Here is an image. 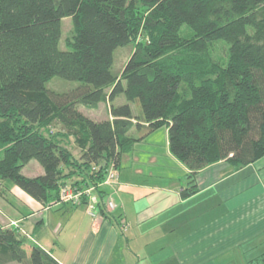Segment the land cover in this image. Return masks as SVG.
Masks as SVG:
<instances>
[{"label":"trees","instance_id":"trees-1","mask_svg":"<svg viewBox=\"0 0 264 264\" xmlns=\"http://www.w3.org/2000/svg\"><path fill=\"white\" fill-rule=\"evenodd\" d=\"M65 18L74 28L70 54L58 44ZM131 44L127 70L117 75L115 51ZM63 76L79 83L47 88ZM121 95L126 103L116 104ZM102 103H111L112 118L82 111ZM161 128L191 171L184 198L198 192L203 168L264 157V0H0V194L15 186L45 206L68 183L92 185L100 216L111 217L109 193L98 185ZM68 137L82 147L80 159ZM32 160L42 175L23 173ZM26 240L0 226V264H60L40 245L29 253ZM249 264H264V253Z\"/></svg>","mask_w":264,"mask_h":264},{"label":"crops","instance_id":"crops-1","mask_svg":"<svg viewBox=\"0 0 264 264\" xmlns=\"http://www.w3.org/2000/svg\"><path fill=\"white\" fill-rule=\"evenodd\" d=\"M117 171V191L104 190L118 207L108 218L90 216L74 258L66 244L60 253L66 263L41 245L60 264H230L226 256L239 247L249 262L264 253V157L239 168L227 161L203 168L196 175L198 192L184 198L191 171L171 153L168 129L161 128L123 154ZM13 194L33 212L26 223L37 219L43 204L14 187L0 200L15 211ZM45 231L43 220L27 230L32 236Z\"/></svg>","mask_w":264,"mask_h":264},{"label":"rangeland","instance_id":"rangeland-1","mask_svg":"<svg viewBox=\"0 0 264 264\" xmlns=\"http://www.w3.org/2000/svg\"><path fill=\"white\" fill-rule=\"evenodd\" d=\"M73 36L74 28L72 20L70 18H65L60 24L58 44L59 48L66 54H70V51H72L70 43L72 42ZM139 40L140 38H138V41ZM134 47V44H131L126 47H120L115 51L114 69L117 75H123L127 70L128 62L131 59L135 49ZM215 57L216 60L221 62L226 58L224 47L220 45L217 47V50L215 51ZM78 83L79 82H77L75 79L69 80L64 76L56 77L48 83L47 88L50 90L63 91L68 89L70 86L76 85ZM114 102L116 104H122L126 103V99L123 95H121ZM110 104L111 103H102L97 109H85L82 107V111L95 120L109 119L112 118L109 111ZM131 105L135 113L140 111V105L138 103H132ZM51 129L54 132H59L61 130V126L59 124H54ZM64 144L67 148L70 149V151L76 156V158H81V156L83 155L82 147L76 142L75 138H65ZM43 172V168L35 160H32L23 170V173L30 177H37ZM14 187L15 186L11 188ZM6 192L8 193V190ZM11 195L9 196L12 198V203L19 210L15 211V209L10 207L9 205L5 206L2 200H0V226L4 228L10 227L21 231V234L27 237L24 248L29 253L34 245H42L43 247L51 251L58 260L66 263L63 255L65 254V251L61 247V244H66L69 252L67 256L69 257V259L74 258L78 250L77 247L80 245L79 240L82 241V236L85 234V230L90 224L91 217L87 212L86 206H79L81 208L77 211V209L72 210L71 207L68 208L71 205L63 206L58 204L54 207H50L51 204H48L43 207L41 213H37V219L26 223L27 221H25V219L28 218V215L33 213L30 209V206L25 204L23 200H21V198L17 197L16 195ZM1 197L4 198L2 194ZM8 209L11 213L15 214V216H9L10 214L8 212ZM70 209L71 213L65 212ZM98 214L100 216L99 212ZM40 220H43L44 224L46 225V231L40 236H32V233L30 234V232H27V230L30 231L32 225ZM24 222L26 223L25 227L22 226ZM243 251L244 247H239L233 252H230L225 259H228L230 257V264H249V261L243 256ZM61 252L63 253V258L60 255ZM260 252L261 251H259L258 254ZM262 253L263 252H261L260 254ZM256 254L257 253L253 255ZM232 257L233 260H231ZM23 264L29 263L25 261V263Z\"/></svg>","mask_w":264,"mask_h":264},{"label":"built area","instance_id":"built-area-1","mask_svg":"<svg viewBox=\"0 0 264 264\" xmlns=\"http://www.w3.org/2000/svg\"><path fill=\"white\" fill-rule=\"evenodd\" d=\"M106 186H110L112 192L117 191L119 186V172L115 168H110L108 170L104 181L98 185V188H104ZM58 204H70L72 206L85 205L89 215L92 218H97L99 216L98 212L101 203L96 186L91 185L80 188L76 185L68 183L61 188L58 201L51 204L50 207H54ZM105 204L108 212H115L118 207L116 200L113 198V194L108 195ZM121 226L122 231H126L128 228L126 222H123Z\"/></svg>","mask_w":264,"mask_h":264}]
</instances>
